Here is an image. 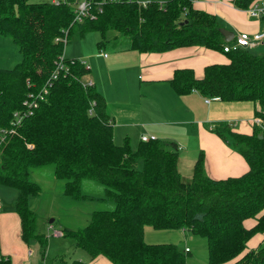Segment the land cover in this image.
I'll return each mask as SVG.
<instances>
[{"label":"trees","instance_id":"trees-1","mask_svg":"<svg viewBox=\"0 0 264 264\" xmlns=\"http://www.w3.org/2000/svg\"><path fill=\"white\" fill-rule=\"evenodd\" d=\"M89 1L96 15L76 21L77 0H0V34L9 36L20 54L12 67L0 68V184L17 190L13 206L21 239H36L43 255L47 241L35 231V213L28 205L40 187L28 174L31 167L51 164L65 195L90 198L81 191V181L90 179L104 187L101 198L113 202L112 209H94L84 226L62 231L90 257L103 255L114 264H187L185 250L175 243L144 240L149 225L203 236L208 264H264V242L247 247L252 235L264 232V212L256 217L264 209L263 133L254 126L243 133L227 121L214 123L210 130L244 157L248 170L214 179L199 155L190 180L183 181L173 141L139 140L135 148L127 137L114 142L105 99L84 80L89 66L63 55L74 29L78 37L98 31V47L113 30L114 36L128 35L129 48L139 52L192 45L223 52L219 18L194 7L192 0H118L100 4V12V0ZM253 1L231 0L240 9ZM64 32L65 43L59 39ZM224 53L228 61L207 64L200 77L191 68L176 69L172 88L178 94L194 89L203 97L257 102L255 116L264 117V53L244 47ZM60 55L67 70L50 81L32 113L13 125V112L26 111L21 106L28 91L40 90ZM249 217L256 222L246 227L243 220Z\"/></svg>","mask_w":264,"mask_h":264},{"label":"crops","instance_id":"crops-1","mask_svg":"<svg viewBox=\"0 0 264 264\" xmlns=\"http://www.w3.org/2000/svg\"><path fill=\"white\" fill-rule=\"evenodd\" d=\"M192 3L200 10L217 15L228 26L223 27L233 30L234 34L238 31H264V18H249L246 9L235 7L231 0H192ZM113 51L110 55H104L106 52H96L90 48L85 51L80 49L75 54L86 59L97 57V60L87 61L91 66L84 80L91 82L105 99L115 143H121L130 131L139 133V136L153 134L158 139L169 138L176 144V149L181 148L180 154L177 153V168L183 166L188 176L192 175L199 155L203 158L204 171L214 179L240 175L248 170L244 157L212 132L210 126L227 121L235 131L250 133L254 109H258L259 104L251 101L253 113L237 117L231 114L237 112L240 106L230 105L232 101L211 99L206 102L205 97L194 89L178 94L169 82L179 68H191L195 77L202 76L207 64L227 62L225 53L199 45L179 46L160 52H139L129 48V43L123 47L114 46ZM262 212L264 209L256 217ZM255 222L256 218L253 217L243 220L246 227ZM151 228L145 225L144 233ZM32 241L26 243L21 239L20 218L14 206L10 208L0 200V254L7 257L9 264H41L39 260L43 255H38ZM261 242H264V232H257L248 239L247 247H256ZM69 246L71 254L67 260L61 258L63 264H70L72 260L85 264H114L103 255L90 257L75 244L74 239ZM49 248L47 245V255ZM63 250L58 247L56 254H63ZM58 263L57 260L55 264Z\"/></svg>","mask_w":264,"mask_h":264},{"label":"rangeland","instance_id":"rangeland-1","mask_svg":"<svg viewBox=\"0 0 264 264\" xmlns=\"http://www.w3.org/2000/svg\"><path fill=\"white\" fill-rule=\"evenodd\" d=\"M218 22L220 25L228 28L223 21L218 19ZM75 31L76 29L72 30V33L68 38V42L64 46L63 55L66 57H76L75 53L78 50L83 49L85 51V49L89 50L90 48L95 49L96 52L102 50L106 52V54L110 55L114 52V46L123 47L125 44L129 43L128 35L121 33L114 36L115 31L107 30L106 40L103 41V46L100 45L99 48L97 42L100 39V33L98 31L92 30L86 32L83 38L78 37ZM248 49L257 54L264 53V38L263 43L259 42L252 48ZM19 57L20 54L18 52L17 45L9 36L0 34V68L12 67L19 60ZM78 58L84 60L86 63L87 61L89 63L90 61L97 60V57H92L91 59H86V57ZM88 65L91 66L90 64ZM232 104L240 106V109L231 115L241 117L248 112L250 114L253 113V103L250 100H234L230 103V105ZM127 136L131 148H135L140 140L139 133L130 131ZM164 141H170V139L166 138ZM227 145L231 147L229 144ZM166 146L170 147L169 144ZM176 151L179 155L181 148L176 149ZM178 171L183 181H188L191 178V176H188L189 173L187 172V169L183 166H181V169L178 168ZM28 178L35 181L40 187V192L37 195L29 196L28 198V205L35 213V231H38V234H43L47 241L43 257L39 260V262H41V264H55L58 260L60 264H63L61 258L63 260L68 259L71 254L69 242L73 239L72 237L63 235L56 237V235H53L52 230L48 229V225L52 224L55 229H65L64 227L78 229L89 222L91 213L94 209H112L113 202L111 200L102 199L101 197L104 195V187L96 181L90 179H83L81 181V191L90 195V198L75 200L65 195L63 192V180L54 176L53 165L51 164L29 168ZM16 196L17 190L15 188L0 184V200L2 203L12 208ZM51 218L53 220L49 223L48 221ZM32 240L31 241L34 243L38 255H40L41 253L39 251V244L37 240ZM144 240L146 242L150 241L149 243H175L180 250H185V262L187 264H208L205 238L200 235L192 234L190 230L151 228V230L145 231ZM47 245L50 247L48 255ZM58 247L65 249L63 250L65 252L59 255L56 254V249Z\"/></svg>","mask_w":264,"mask_h":264},{"label":"built area","instance_id":"built-area-1","mask_svg":"<svg viewBox=\"0 0 264 264\" xmlns=\"http://www.w3.org/2000/svg\"><path fill=\"white\" fill-rule=\"evenodd\" d=\"M54 2H57L59 0H52ZM112 1H118V0H100L98 2L97 11L100 12L101 8L99 7L100 4L106 3V2H112ZM145 3V2H141ZM246 12L249 18L252 19H260L261 17H264V0H254L251 5H249L246 8ZM96 14L91 8L90 1L89 0H80L75 3L74 8V20L76 21H82L83 18L89 17L92 18ZM264 38V32L263 31H256V32H247V31H238L235 33L232 38L229 41H224L222 44V50L224 52H228L231 50H235L237 48H252L257 43L261 42V40ZM58 39V38H56ZM62 40V42H66V33L64 32L63 36L59 38ZM106 55V53H103ZM63 55H60L57 62L56 67L52 71L50 77L45 81L44 85L40 88V90L37 91H28L27 97L23 101V106L26 108L25 112L19 113L18 111L13 112V125L18 123L23 117H26V115L31 114L33 109L38 104V99H41L44 94L47 92V88L50 85V81L57 77L58 73L60 71H66L67 70V64L63 60ZM82 60V59H81ZM82 63L85 66H89L84 60H82ZM211 99H218L217 97H205V101L209 102ZM214 125H211L212 127ZM253 126L255 128H258L261 133L264 135V117L262 116H255L253 118ZM13 128V127H12ZM156 139V136L153 134H141L140 140L141 141H147ZM49 229L52 230L53 235L56 236H62L63 232L62 230L52 228L49 225ZM7 261V257L5 255L0 254V264L5 263Z\"/></svg>","mask_w":264,"mask_h":264},{"label":"water","instance_id":"water-1","mask_svg":"<svg viewBox=\"0 0 264 264\" xmlns=\"http://www.w3.org/2000/svg\"><path fill=\"white\" fill-rule=\"evenodd\" d=\"M219 30H220V32L222 33L223 39H224L225 41H229V40L232 38V36L234 35L233 31L228 30L227 28H225V27H223V26H221V27L219 28ZM51 220H52V218L50 219V221H51Z\"/></svg>","mask_w":264,"mask_h":264},{"label":"bare ground","instance_id":"bare-ground-1","mask_svg":"<svg viewBox=\"0 0 264 264\" xmlns=\"http://www.w3.org/2000/svg\"><path fill=\"white\" fill-rule=\"evenodd\" d=\"M21 108H24V106H21Z\"/></svg>","mask_w":264,"mask_h":264}]
</instances>
